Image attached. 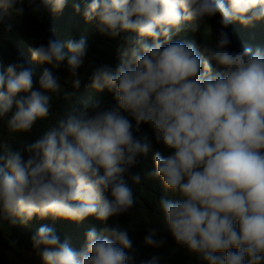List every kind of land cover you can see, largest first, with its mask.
Here are the masks:
<instances>
[{"label":"clouds","instance_id":"9594fccd","mask_svg":"<svg viewBox=\"0 0 264 264\" xmlns=\"http://www.w3.org/2000/svg\"><path fill=\"white\" fill-rule=\"evenodd\" d=\"M24 3L0 0V9L21 16ZM40 4L58 13L66 0ZM217 14L222 29L233 21L248 26L264 19V0H91L83 15L97 19L102 34L138 37H126L130 55L115 70L100 66L90 77L94 89L113 93L116 105L69 114L28 146L26 161L19 152L0 154V220L107 221L128 213L135 198L124 176L150 145L134 136L122 115L127 112L135 131L149 124L168 152L155 153V169L147 176L177 196L160 200L162 216L144 243L161 248L166 241L157 234L164 230L204 264H264V50L230 51L224 30L211 43L202 40L203 55L193 43L172 42L185 22L201 32ZM66 47L67 52L49 38L31 50V58L55 68L67 60L78 89L86 42L69 41ZM59 91L51 70L44 69L33 90L32 70L21 61L10 63L0 72V119L6 118L10 133L30 132L49 114L48 93ZM132 180L138 184L141 176ZM102 232L90 229L80 251L46 225L31 239L35 249L42 248L43 264H135L126 228L116 223ZM160 261L153 255L140 264Z\"/></svg>","mask_w":264,"mask_h":264},{"label":"trees","instance_id":"16d2710c","mask_svg":"<svg viewBox=\"0 0 264 264\" xmlns=\"http://www.w3.org/2000/svg\"><path fill=\"white\" fill-rule=\"evenodd\" d=\"M91 0H66L65 7L60 12H53L50 7L45 8L36 0V4L29 5L27 0L23 4V15L17 16L0 9V72L6 71L10 63L21 61L32 70L33 90L39 89V80L44 69L51 70L58 78L60 91L48 93L52 96L51 108L46 118L38 120L30 132L10 133L6 126V118L0 119V154L19 152L26 161L30 155L28 146L43 137L50 129L56 127L60 120L69 114L87 110L90 114L93 108L100 109L115 107L116 101L113 93L107 88L96 90L91 86V75L100 66H108L115 70L130 55V45L126 43V37L138 38L134 32H121L116 37L102 34L99 31L97 19L87 21L84 18V10ZM79 5V11L76 10ZM39 11H34L36 7ZM217 14L205 22L201 32H193L190 22H185L181 31L172 36V42L187 41L195 45L198 54L202 53V40L213 42L221 30L226 31L231 39L230 51H239L245 46L253 49L259 47L264 50V19L244 26L238 21H233L227 28L222 29ZM51 38L64 46L67 52V42L84 39L87 46L86 55L82 66L78 69L81 79L80 87L74 88L67 60L60 64L59 68L51 64H41L31 58V50ZM146 42L151 44L150 38ZM163 43V38H161ZM134 46V45H133ZM20 96L27 95L20 93ZM133 124L134 136L141 141L146 140L150 149L146 156L138 158V163L132 166L124 178L131 188L135 198V204L126 214L110 217L107 221H100L95 216H88L82 221H74L65 218H53L48 216L40 218L34 216L27 223L17 221L11 223L8 220H0V264H13L5 256V252H11L21 264H43L40 252L32 243V236L41 226L52 228L59 236L61 242L67 241L69 246L80 251L86 244V233L95 228L98 234H103L105 227L119 223L126 228L132 241L130 254L135 257V264L142 260H148L153 255H159L160 264H204L195 254H190L185 248L178 246L171 234L161 230L157 239L164 238L166 243L159 249L144 243V237L148 234L149 227L158 226V218L162 216L160 200L175 201L171 191L166 190L159 178H149L148 171L155 169L154 155L157 151L162 155L168 152L161 143L155 139L153 129L149 124L142 123L139 131H135V120L127 113ZM139 174L141 182L135 183L133 175ZM110 196V193L106 194ZM6 225L8 232L4 236L2 226Z\"/></svg>","mask_w":264,"mask_h":264},{"label":"rangeland","instance_id":"374dc122","mask_svg":"<svg viewBox=\"0 0 264 264\" xmlns=\"http://www.w3.org/2000/svg\"><path fill=\"white\" fill-rule=\"evenodd\" d=\"M2 229L4 231V236H7L8 229H7L6 225H3ZM5 256H7L12 261L13 264H21L18 261V259L15 258V256L11 252L10 253L9 252H5Z\"/></svg>","mask_w":264,"mask_h":264}]
</instances>
